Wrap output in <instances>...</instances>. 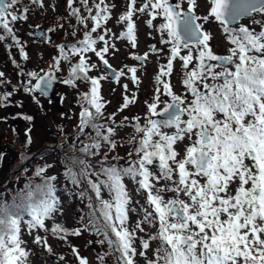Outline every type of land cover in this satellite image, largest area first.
<instances>
[{
	"label": "snow or ice",
	"instance_id": "snow-or-ice-1",
	"mask_svg": "<svg viewBox=\"0 0 264 264\" xmlns=\"http://www.w3.org/2000/svg\"><path fill=\"white\" fill-rule=\"evenodd\" d=\"M20 2L0 0V40L10 37L20 43L12 25L26 20L29 12L26 6L17 11ZM31 2L43 6L44 0ZM76 4L77 0H68L70 16L85 29L83 39L58 45V54L47 71L26 74L24 90L49 96L62 61L69 62V75L63 84H90L79 101L77 139L85 137L79 141L81 156L65 157V177L83 186L79 195L88 201V223L69 229L55 222L62 214L56 177L48 175L50 164L37 166L39 184H26L12 204L0 202V264H32L35 253L23 239L22 225L33 237V244L49 255L53 248L48 234L70 244L69 237L90 230L102 237L98 243L108 245L116 264H137L139 258L144 264H264V21L255 19L257 14L264 16V0H207L204 15L197 14L199 0H143L139 6L138 0H127V10L117 20L125 28L119 36L107 27L114 3L79 0L80 6ZM137 14L147 15L149 26L155 27L153 21L161 20L157 31L160 43L169 47V57L167 64L160 66L152 102H146L144 124L135 117L131 125L134 134L127 142L135 147L127 154L125 166L109 163V153L117 149V129L128 118L117 126L116 113L104 115L105 102L99 89L107 76L88 75L98 67L90 63L88 54H94L117 82L130 74L138 84L136 67L116 71L106 58L117 51L116 39H127L136 47L133 17ZM245 18L260 30L240 23ZM210 21L219 23L232 45L227 55L213 52L212 36L204 29ZM42 35L47 38V33ZM98 44L103 47L98 48ZM20 47L27 59L23 45ZM161 51L151 47L154 54ZM148 56L146 52L134 58L143 65ZM74 57L78 60L73 64ZM177 59L184 69L183 94L174 91L170 80ZM4 76L0 71V85L6 83ZM127 87L124 85L125 90ZM11 95L3 94L0 101ZM134 101V95L131 99L125 95L118 111ZM161 116L164 118H158ZM104 120L109 122H100ZM101 152L97 170L89 158ZM121 159L112 156L117 162ZM126 178L135 182L137 192L146 194L147 207L141 206L142 218L134 226H130L129 215L136 208ZM105 191L109 199L103 198ZM47 221H53L51 226ZM148 228L156 230L149 233ZM156 241L159 246L153 248ZM70 247L78 264H90L75 246ZM106 255L97 256L101 264Z\"/></svg>",
	"mask_w": 264,
	"mask_h": 264
},
{
	"label": "rangeland",
	"instance_id": "rangeland-1",
	"mask_svg": "<svg viewBox=\"0 0 264 264\" xmlns=\"http://www.w3.org/2000/svg\"><path fill=\"white\" fill-rule=\"evenodd\" d=\"M31 0H21L19 8L28 7L29 12L26 20H18L12 25L13 30L19 44L10 37L5 40H0V71L4 72V80L6 83L0 85V96L5 93H12L6 101H0V202L13 203L17 193L24 189L28 183L39 184L40 177L35 175L36 167L44 164H50L52 167L48 170V175L56 177L57 194L60 197V205L62 214L55 217L56 223H61L65 227L72 229L81 227L82 224L88 223V201L86 198L81 199L79 193L83 186H76L65 177L66 164L62 160L60 153L73 158L74 154L81 156L78 151L80 146L79 141L84 140L85 137L81 135L77 139L80 97L82 93L90 90V84L84 81H77L75 86L63 84L61 81L66 79L69 75V62L62 61L60 69L56 72L60 78L57 86V94L61 99V105L58 108L54 102L47 100L45 96L38 93H28L24 89L27 85L28 72L41 70L47 71L49 65L53 63L54 58L58 54V45L73 44L83 39L85 29L83 26L77 25L74 17L69 14L68 0H44L43 6L33 4L29 6ZM110 3L116 5L112 12V19L109 20L107 27L114 33H118L120 26L117 23L118 17L124 11V3L126 0H109ZM76 6L79 5L77 0ZM207 0H199V11L202 15L207 11ZM256 20L264 21V16L257 14ZM240 23L255 27L257 31L260 30L259 25H253L252 21L245 18ZM63 25V28L57 27ZM39 26V28H37ZM91 23L88 24V29H91ZM211 29L212 39L210 44L216 53H227L232 45L226 39L219 23L210 21L205 24ZM238 26V25H237ZM52 28L54 31L49 32ZM147 30L149 29L146 27ZM37 29L43 33H47V38L43 35H37ZM75 30V35L73 31ZM3 30L0 29V33ZM129 41H118L115 45L118 46L115 51L116 60L118 64L121 59L127 58V51L130 49ZM158 43L159 49H167L161 52L160 55H154V62H148L138 69L137 77L139 83H134L131 77L124 78L119 83H111L104 79L100 81V95L105 102L104 115L110 116L116 113L115 124L119 126L124 118V126L117 129L118 147L114 152L109 153V163H119L125 165L127 154L133 151L135 145H129L128 139L130 135L134 134V129L131 126L134 123L135 117H140V123L144 124L147 114V103H151L154 95V90L157 87L156 77L159 72L156 68V59L163 54H169V47L161 44L160 41L147 37L143 33L142 42L138 47L137 52L151 53V47ZM21 45H23L24 52L27 53V59L21 53ZM97 47H103L102 44ZM157 48V47H156ZM133 53V51H132ZM92 55V57H91ZM90 62L99 63V59L92 53H89ZM130 56V55H129ZM78 57H74L71 63H76ZM162 60V59H160ZM128 61V60H127ZM168 62L164 58V61ZM136 62L134 59L129 61L130 64ZM137 63V62H136ZM181 62H173V70L170 77L171 84L177 94H183L184 87L182 80L184 78V69ZM100 64V63H99ZM163 65H165L163 63ZM139 73V75H138ZM88 75L90 77H99L103 74L101 66L97 71L91 70ZM35 83V81H33ZM127 85V90L122 91L121 87ZM138 89V91H137ZM130 99L135 96V101L129 103L128 107L122 112L118 111L125 103V96ZM162 99H167L162 97ZM110 100V103L108 101ZM147 102V103H146ZM163 107V105H161ZM31 117V119H27ZM156 118V117H155ZM159 118V117H158ZM162 119V118H160ZM101 123H108L109 121H100ZM31 130L30 133L27 130ZM91 132V129H87ZM94 134V133H93ZM31 137V143H28V136ZM139 137L137 136V139ZM75 142L76 148L72 147ZM37 155V156H36ZM112 156H119L123 159L120 161L112 160ZM96 163L93 167L98 170L99 161L103 158V152L100 155L91 157ZM135 157H133L134 159ZM126 166V165H125ZM67 187H76L72 195L66 193L63 184ZM128 192L132 198V206L136 208L135 213H130L129 223L134 226L135 222L142 218L141 206L147 207L146 194L137 192V185L130 179H125ZM103 198L109 199L108 193H103ZM73 201V202H72ZM18 202V200H17ZM83 217V219H81ZM25 220L27 216L25 215ZM51 226L53 221H47ZM156 229L148 228L146 232L153 233ZM41 235H45L43 231ZM22 236L27 242L28 247L35 255L31 257L32 264H78L74 257L71 246H75L80 255L87 257L90 264H101L97 259L98 255H104L103 264H116V258L109 253L108 245L105 243L101 245L98 243L102 237L96 236L92 231H82L80 236L69 237L70 244L65 243L54 236L48 234V243L53 248V254L49 255L41 247L33 244V237L23 231ZM159 246V241L153 242L152 247ZM151 257L152 253H148ZM63 256L64 259L60 261L58 257ZM137 264H144V260L139 258Z\"/></svg>",
	"mask_w": 264,
	"mask_h": 264
},
{
	"label": "flooded vegetation",
	"instance_id": "flooded-vegetation-1",
	"mask_svg": "<svg viewBox=\"0 0 264 264\" xmlns=\"http://www.w3.org/2000/svg\"><path fill=\"white\" fill-rule=\"evenodd\" d=\"M143 2V0H138V5L137 6H139V4L140 3H142ZM173 2L175 3V2H177V0H173ZM185 7H186V2H185V5H184ZM127 10V0H126V3H124V11H126ZM122 14V13H121ZM197 14L198 15H202L201 13H200V11H199V9H198V12H197ZM149 19V17L147 16V15H143V14H137L136 16H134L133 17V20H134V22H135V25H136V28H135V36H136V47H132V45H131V43L130 42H127L128 43V45H129V47H130V49L127 51V53L126 54H128V57L127 58H124V59H121L120 60V62L118 63V64H115V62L113 61V59H115L116 60V56H115V54L113 55L111 52L106 56V58L108 59V61H109V63L112 65V69H114V70H116V71H119V70H121V69H125V66H127L128 68H131V67H136L137 68V72H138V69H141V67H143V65H145V64H147L148 62H154V60H153V57H154V55H157V54H149V56H148V58H147V60L143 63V65H141V62L140 61H138V60H136L135 58H134V56H136V55H140V56H143V54L145 53V52H142V53H138L137 52V50H138V47L140 46V44H141V42H142V36H143V33L145 32L146 33V35H147V37H150V39L151 38H153V39H156V40H158V41H160V35H159V32L157 31V27H158V25H159V23H161V20H159V19H157V20H155V21H153V25H155V27H153V26H149L148 25V23H147V20ZM109 22V21H108ZM119 25L118 26H120V29H119V32L118 33H115L117 36H119V34L122 32V31H124L125 30V28H124V25L123 24H121V23H118ZM92 27V26H91ZM146 27H148L149 29L147 30V28ZM204 29H205V31H207V32H209L210 34H211V36H212V32H211V29L210 28H208V27H206L205 25H204ZM112 31V30H111ZM113 32V31H112ZM114 33V32H113ZM94 36L96 35L95 33L93 34ZM213 37V36H212ZM213 40V39H212ZM118 41H128L127 39H116L114 42H118ZM100 44H98V46H99ZM155 46L159 49V47H158V43L157 42H155ZM115 47L118 49V46L117 45H115ZM212 47V46H211ZM162 49V51L161 52H164V51H166L167 49H165V48H161ZM212 50H213V47H212ZM132 51H133V53H132ZM151 52V51H150ZM213 52L215 53V54H217V55H227V53H216L215 52V50H213ZM152 53V52H151ZM130 55V56H129ZM160 55V54H159ZM91 57H92V55H91ZM168 57H169V54H163L162 56H159L157 59H156V68H157V72H159L160 71V66L161 65H163V63L166 65L167 63H166V61L165 62H163L164 61V58L167 60L168 59ZM131 59H134L136 62H134V63H132V64H130L129 63V61L131 60ZM160 59H162V60H160ZM128 60V61H127ZM176 61H178V59L176 60ZM91 63V62H90ZM100 63V64H99ZM99 63H97V62H93V64H96V65H98V67L97 68H95V69H92V70H95V71H97V69H99V67L101 66V70L103 71V74L105 75V76H107V79L106 80H108L109 82H111V83H119L120 81H122L124 78H128V77H131V75L130 74H128V75H125V76H122L120 79H119V81L117 82L116 80H115V78L114 77H112V75L113 74H110V72H109V70H107L106 68H105V66L101 63V62H99ZM181 64V63H180ZM182 65V64H181ZM191 67V66H190ZM125 71H127V69H125ZM137 74V73H136ZM138 75H139V73H138ZM158 75V74H157ZM121 90L122 91H124L125 90V88L124 87H121ZM137 91H138V89H137ZM139 92V91H138ZM125 96V95H124ZM108 103H110V100L108 101ZM155 118V117H154ZM160 118V117H159Z\"/></svg>",
	"mask_w": 264,
	"mask_h": 264
},
{
	"label": "water",
	"instance_id": "water-1",
	"mask_svg": "<svg viewBox=\"0 0 264 264\" xmlns=\"http://www.w3.org/2000/svg\"><path fill=\"white\" fill-rule=\"evenodd\" d=\"M43 34V31L41 32L40 30L37 29V35L41 36ZM57 80L55 82L54 88L52 90V92L49 94V96L46 97V99L49 101H53L55 106L58 108H60L61 105V99L59 98L58 94H57V86L59 84V80L60 78L58 77V75L55 73ZM112 77H114V75H112ZM160 118H164L163 116H161Z\"/></svg>",
	"mask_w": 264,
	"mask_h": 264
},
{
	"label": "trees",
	"instance_id": "trees-1",
	"mask_svg": "<svg viewBox=\"0 0 264 264\" xmlns=\"http://www.w3.org/2000/svg\"><path fill=\"white\" fill-rule=\"evenodd\" d=\"M28 4H29V6H30V5H33L34 3L29 2ZM72 143L74 144L75 142H72ZM60 155H61V157H62V160H63V161L65 162V164L67 165V161H66L65 157H68V156L63 155V153H60ZM36 156H37V155H36ZM78 156H79V155L74 154L73 157H78ZM68 158H69V157H68ZM89 160H90V162L92 163V165H93V163H96V161L93 160L91 157L89 158ZM63 187H64V190L66 191V193L70 194V196L72 195L71 193H73L74 190L77 189L76 187H72V188L67 187V186H66V183L63 184ZM77 190H78V189H77ZM72 191H73V192H72ZM104 199H105V198H104ZM72 202H73V201H72ZM149 211H151V209H149ZM27 218H28V217H27ZM72 228H74V227H72Z\"/></svg>",
	"mask_w": 264,
	"mask_h": 264
}]
</instances>
